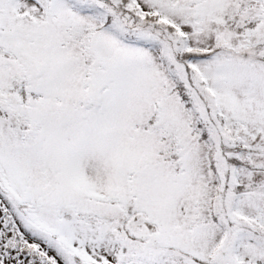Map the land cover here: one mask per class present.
I'll return each instance as SVG.
<instances>
[{"label": "snow or ice", "instance_id": "obj_1", "mask_svg": "<svg viewBox=\"0 0 264 264\" xmlns=\"http://www.w3.org/2000/svg\"><path fill=\"white\" fill-rule=\"evenodd\" d=\"M0 264H264V0H0Z\"/></svg>", "mask_w": 264, "mask_h": 264}]
</instances>
